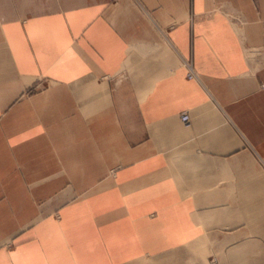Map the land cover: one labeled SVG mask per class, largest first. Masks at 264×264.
Returning a JSON list of instances; mask_svg holds the SVG:
<instances>
[{"label": "crops", "instance_id": "crops-1", "mask_svg": "<svg viewBox=\"0 0 264 264\" xmlns=\"http://www.w3.org/2000/svg\"><path fill=\"white\" fill-rule=\"evenodd\" d=\"M221 253L264 264V0H0V264Z\"/></svg>", "mask_w": 264, "mask_h": 264}, {"label": "built area", "instance_id": "built-area-1", "mask_svg": "<svg viewBox=\"0 0 264 264\" xmlns=\"http://www.w3.org/2000/svg\"><path fill=\"white\" fill-rule=\"evenodd\" d=\"M192 75V71H190L188 73V76L190 77ZM180 120H182V122H184L185 124H187L189 122V115L187 112H181L180 116H179Z\"/></svg>", "mask_w": 264, "mask_h": 264}, {"label": "rangeland", "instance_id": "rangeland-1", "mask_svg": "<svg viewBox=\"0 0 264 264\" xmlns=\"http://www.w3.org/2000/svg\"><path fill=\"white\" fill-rule=\"evenodd\" d=\"M224 257V253H221V261L224 263V264H227L228 262V259L227 258H223Z\"/></svg>", "mask_w": 264, "mask_h": 264}]
</instances>
